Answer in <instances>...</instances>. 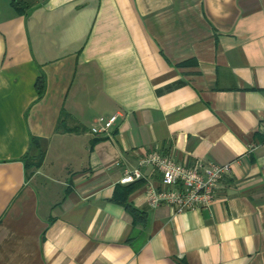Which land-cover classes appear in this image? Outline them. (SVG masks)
I'll return each mask as SVG.
<instances>
[{
	"label": "crops",
	"instance_id": "obj_1",
	"mask_svg": "<svg viewBox=\"0 0 264 264\" xmlns=\"http://www.w3.org/2000/svg\"><path fill=\"white\" fill-rule=\"evenodd\" d=\"M152 149L230 173L151 207ZM179 263L264 264V0H0V264Z\"/></svg>",
	"mask_w": 264,
	"mask_h": 264
},
{
	"label": "built area",
	"instance_id": "obj_2",
	"mask_svg": "<svg viewBox=\"0 0 264 264\" xmlns=\"http://www.w3.org/2000/svg\"><path fill=\"white\" fill-rule=\"evenodd\" d=\"M120 113L99 116L90 126L93 135L109 136ZM151 165L160 176V186H146V201L151 207L168 205L175 212L197 210L210 206L216 199L220 181L230 173V164H216L201 159L192 164L177 161L169 151L150 150L138 160V166ZM120 182L128 183L141 178L138 167L124 169Z\"/></svg>",
	"mask_w": 264,
	"mask_h": 264
},
{
	"label": "trees",
	"instance_id": "obj_3",
	"mask_svg": "<svg viewBox=\"0 0 264 264\" xmlns=\"http://www.w3.org/2000/svg\"><path fill=\"white\" fill-rule=\"evenodd\" d=\"M32 145H34V146H36V147H39V144L37 143V141L36 140H33V144ZM39 150V160L41 159V156H42V152H41V149H38ZM39 160H28L27 162H28V164L30 163V164H34L35 166H37V164L39 163ZM127 207H129L128 205H127ZM131 211H132V214H133V216H134V219H138V213H137V211L136 210H132L131 209ZM179 264H183V263H179Z\"/></svg>",
	"mask_w": 264,
	"mask_h": 264
}]
</instances>
